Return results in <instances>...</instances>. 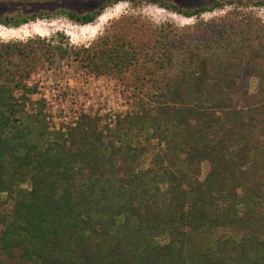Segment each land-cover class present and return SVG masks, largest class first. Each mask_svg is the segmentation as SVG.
<instances>
[{"label": "trees", "instance_id": "trees-1", "mask_svg": "<svg viewBox=\"0 0 264 264\" xmlns=\"http://www.w3.org/2000/svg\"><path fill=\"white\" fill-rule=\"evenodd\" d=\"M124 1L152 3L184 17L225 5L230 9L183 28L152 27L139 16L124 15L96 42L79 48L62 33L0 40V195L11 199L10 209L0 214V257H17L22 264H264L260 233L236 246L215 242L196 261L186 260L182 246L183 228L198 226L201 214L195 210L204 207L205 197L218 195L214 206L221 208L238 191L264 238V179L245 185L240 176L257 159L264 171V87L262 98L243 112L242 125V111L228 109L244 74L264 71V22L241 10L248 4L241 0L187 9L163 0ZM104 6L59 13L86 24ZM35 18L30 11L1 17L0 24L16 27ZM71 58L87 72L116 75L151 102L149 108L140 106L148 129L138 128L148 132L146 141L163 143L159 177L150 167H137L143 147L129 138L123 123L128 117H116L115 131L109 122L81 111L73 120L49 123L42 118L48 101L29 102L26 94L35 92V85H25L29 76ZM249 128L261 130L256 144L244 136ZM16 180L27 186L14 197ZM157 230L175 233L178 242H156Z\"/></svg>", "mask_w": 264, "mask_h": 264}, {"label": "rangeland", "instance_id": "rangeland-1", "mask_svg": "<svg viewBox=\"0 0 264 264\" xmlns=\"http://www.w3.org/2000/svg\"><path fill=\"white\" fill-rule=\"evenodd\" d=\"M109 0H0V18L4 16L17 17L24 15L30 11L36 13L34 21H29L25 24H20L16 27L11 25L0 24V40L1 41H20L23 42L35 35L40 37H53L57 33H62L67 38L69 45L72 47L89 46L97 41L98 37L105 32V28L110 26L111 22L121 18L124 15H134L143 18L150 23L152 27L159 24L169 23L176 28L190 26L197 20L206 22L216 18L230 9L229 5L223 8H215L211 12L202 13L199 17H184L178 13L163 9L152 3H144L139 6H133L129 1L120 0L117 2L108 3ZM166 3L174 4L182 9L193 8L199 5H209L213 0H163ZM224 3L227 0H219ZM247 4L246 7H239L241 10L249 11L257 15L264 22V6H254V2L260 1L263 5L264 0H241ZM108 4H105V3ZM105 5L102 8L99 17L90 23L79 24L65 16L59 11L70 10L75 13L90 12L94 9ZM240 6V5H238ZM238 8V9H239ZM50 15L43 17L42 15ZM38 15V17H37ZM40 15V16H39ZM113 25V24H112ZM27 88L35 85V92L28 95L29 102L35 98L44 97L48 101V109L45 107L46 113L42 118L46 122L53 123L59 120H73L77 118L78 112H84L88 117H100L102 120L109 122L112 131L114 120L119 115L128 117L129 122H123L128 128V136L133 143L142 149V154L137 162V167L146 169L152 168L155 170V177L160 176L158 165H161L159 154L162 153L163 143L157 138H150L146 141L144 135L148 132L138 128L139 124L145 125L142 119V107H150L151 102L139 97L137 90L133 86L126 87L121 84L116 75L99 74L96 75L87 72L81 62L77 59H66L64 62L55 60L51 65H45L37 68L31 76L25 81ZM264 87V71H251L244 74L239 85L234 86L233 100L228 106L230 112L236 113L241 110L239 125L244 123V111L249 104L262 98V90ZM188 94H192L193 89H187ZM107 107H106V106ZM27 108V106H26ZM143 108V109H144ZM225 110V109H223ZM222 115V114H221ZM223 117V115L221 116ZM234 117L231 116L230 120ZM224 118V117H223ZM209 122V119H208ZM29 125V122L26 121ZM122 123V124H123ZM128 125V126H127ZM31 132H33V124ZM114 129V130H113ZM261 131L258 128H249L244 135L249 140L257 143ZM177 139V138H175ZM160 142V145L156 144ZM145 147V148H144ZM256 154V153H255ZM161 155V154H160ZM257 157V156H256ZM261 158V156H258ZM254 166V167H253ZM252 167H248L240 172L241 180L246 184L253 180L264 179L262 163H258V159ZM205 167L200 169L202 173ZM247 171L250 176L247 175ZM27 186V182L21 180L15 181L14 197H17ZM240 190V189H239ZM230 199L225 200L220 204L221 208L214 206L218 195L210 194L205 197L204 207L195 210L197 215L201 214L198 220V226L184 227L183 232V254L186 260L196 261V256L200 252H205L214 247L215 242H221L228 245L236 246L243 237L249 235L261 234L260 227L257 221L250 218L245 212L247 204L241 191ZM209 201V202H208ZM11 207V199L7 198L4 193L0 195V214L5 213ZM245 214L244 217H241ZM178 242L175 233L166 232L160 233L156 231L155 241L164 243L168 240ZM19 253V251L17 252ZM16 253V254H17ZM15 254V255H16ZM2 264H22L17 257L9 258L1 256Z\"/></svg>", "mask_w": 264, "mask_h": 264}, {"label": "built area", "instance_id": "built-area-1", "mask_svg": "<svg viewBox=\"0 0 264 264\" xmlns=\"http://www.w3.org/2000/svg\"><path fill=\"white\" fill-rule=\"evenodd\" d=\"M46 96H47V94H46V93H44V94H43V97H46Z\"/></svg>", "mask_w": 264, "mask_h": 264}]
</instances>
